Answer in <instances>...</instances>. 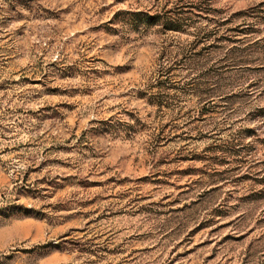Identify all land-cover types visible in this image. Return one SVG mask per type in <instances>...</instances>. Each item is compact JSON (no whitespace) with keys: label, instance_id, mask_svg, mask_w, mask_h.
Wrapping results in <instances>:
<instances>
[{"label":"rangeland","instance_id":"obj_1","mask_svg":"<svg viewBox=\"0 0 264 264\" xmlns=\"http://www.w3.org/2000/svg\"><path fill=\"white\" fill-rule=\"evenodd\" d=\"M0 264H264V0H0Z\"/></svg>","mask_w":264,"mask_h":264}]
</instances>
